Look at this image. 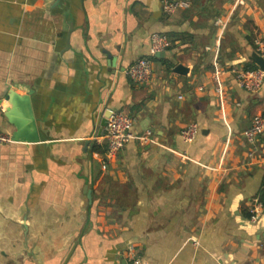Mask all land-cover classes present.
I'll list each match as a JSON object with an SVG mask.
<instances>
[{"label":"crops","instance_id":"1","mask_svg":"<svg viewBox=\"0 0 264 264\" xmlns=\"http://www.w3.org/2000/svg\"><path fill=\"white\" fill-rule=\"evenodd\" d=\"M154 33L171 45L135 83L127 71ZM256 36L264 0H193L170 15L160 0H0V264H125L130 248L148 264H264V208L250 218L264 205V133L252 156L243 134L264 87L231 72L258 67ZM13 91H34L33 119L17 117L34 120L37 142L12 140ZM107 109L135 120L111 161Z\"/></svg>","mask_w":264,"mask_h":264},{"label":"built area","instance_id":"2","mask_svg":"<svg viewBox=\"0 0 264 264\" xmlns=\"http://www.w3.org/2000/svg\"><path fill=\"white\" fill-rule=\"evenodd\" d=\"M163 10L166 14H174L177 11L189 9L193 5V0H160ZM223 20L218 19L216 24H222ZM171 45L169 37L165 33H154L151 36L150 56L142 57L132 64L127 73L130 78L138 84H147L151 82L154 75L153 57L156 54L165 52ZM255 52L264 59V38L256 36L254 39ZM222 73L225 71L221 70ZM231 72L240 87L249 92H259L264 87V68H233ZM200 90H203L200 87ZM220 91V88H217ZM182 98V96H180ZM110 116L107 119V125L103 132V138L107 143L106 155L108 160H114L119 151L126 145L128 141L136 137L133 131L135 120L125 112L107 109ZM106 111V112H107ZM264 133V113L253 116L250 126L244 130V137L251 145L252 156L255 150V143L259 135ZM199 134V126L196 122L188 124L181 132L182 138L187 143H192L196 140ZM153 131L148 129L139 135V139L148 143L151 140ZM0 140L10 141L9 136L0 135ZM264 205L258 199L251 206V221L257 222L260 219ZM131 260L128 264H148L141 256L134 254L133 248H130Z\"/></svg>","mask_w":264,"mask_h":264},{"label":"water","instance_id":"3","mask_svg":"<svg viewBox=\"0 0 264 264\" xmlns=\"http://www.w3.org/2000/svg\"><path fill=\"white\" fill-rule=\"evenodd\" d=\"M165 52L156 54L157 57L164 56ZM254 62L261 68H264V59L257 53L252 57ZM177 71L180 73H185L186 68L183 65L177 66ZM34 91L29 92L27 95H19L16 92H11L8 100L12 106V110L9 111V117L11 122L15 125V131L12 134V140L14 141H39V136L37 133V128L34 124V120L30 123H25L26 121L20 120L17 116L19 114L23 116H29L31 120L33 119L32 113V98ZM110 116V112H105L102 118V126L107 125V119ZM125 264H128L125 262Z\"/></svg>","mask_w":264,"mask_h":264},{"label":"trees","instance_id":"4","mask_svg":"<svg viewBox=\"0 0 264 264\" xmlns=\"http://www.w3.org/2000/svg\"><path fill=\"white\" fill-rule=\"evenodd\" d=\"M153 59H155V57H153ZM261 199L264 201V188H263V190L261 192Z\"/></svg>","mask_w":264,"mask_h":264}]
</instances>
